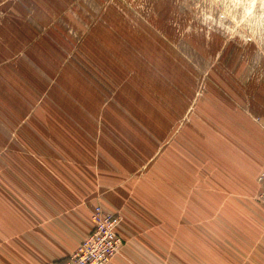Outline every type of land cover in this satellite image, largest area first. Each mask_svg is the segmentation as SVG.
Instances as JSON below:
<instances>
[{
    "label": "rangeland",
    "instance_id": "obj_1",
    "mask_svg": "<svg viewBox=\"0 0 264 264\" xmlns=\"http://www.w3.org/2000/svg\"><path fill=\"white\" fill-rule=\"evenodd\" d=\"M263 172L264 0H0V176L86 191L112 259L264 227Z\"/></svg>",
    "mask_w": 264,
    "mask_h": 264
},
{
    "label": "crops",
    "instance_id": "obj_2",
    "mask_svg": "<svg viewBox=\"0 0 264 264\" xmlns=\"http://www.w3.org/2000/svg\"><path fill=\"white\" fill-rule=\"evenodd\" d=\"M85 192L44 175L0 176V264H59L72 253L91 228L89 208L79 204ZM230 228L237 235L220 246L198 234L179 264H264V227ZM124 232L118 229L125 238ZM126 254L108 264H127Z\"/></svg>",
    "mask_w": 264,
    "mask_h": 264
},
{
    "label": "built area",
    "instance_id": "obj_3",
    "mask_svg": "<svg viewBox=\"0 0 264 264\" xmlns=\"http://www.w3.org/2000/svg\"><path fill=\"white\" fill-rule=\"evenodd\" d=\"M259 199L264 205V172L261 173ZM92 226L72 253L59 264H108L122 245L118 234L120 219L115 213L94 207L91 214Z\"/></svg>",
    "mask_w": 264,
    "mask_h": 264
}]
</instances>
